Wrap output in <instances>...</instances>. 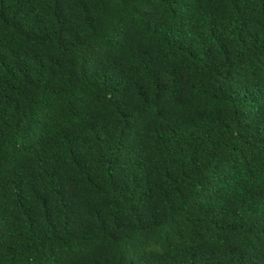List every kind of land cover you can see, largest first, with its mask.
Segmentation results:
<instances>
[{"label": "trees", "instance_id": "trees-1", "mask_svg": "<svg viewBox=\"0 0 264 264\" xmlns=\"http://www.w3.org/2000/svg\"><path fill=\"white\" fill-rule=\"evenodd\" d=\"M0 264H264V0H0Z\"/></svg>", "mask_w": 264, "mask_h": 264}]
</instances>
